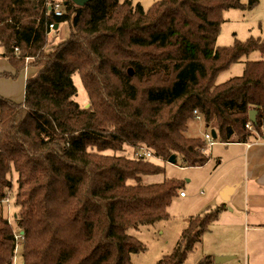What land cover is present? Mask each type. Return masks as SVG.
Returning <instances> with one entry per match:
<instances>
[{"label": "trees", "instance_id": "trees-1", "mask_svg": "<svg viewBox=\"0 0 264 264\" xmlns=\"http://www.w3.org/2000/svg\"><path fill=\"white\" fill-rule=\"evenodd\" d=\"M256 2L0 0V58L13 68L0 79L34 73L22 102L0 95V264H15L16 226L23 264H135L132 254L146 247L129 231L167 220L182 182H150L165 168L134 153L206 165L209 144L187 134L195 111L215 142L264 139V38L217 45L224 11ZM64 23L68 37L57 42ZM253 51L262 59L243 62ZM240 62L241 76L217 84ZM76 73L89 107L74 100ZM126 146L133 155L116 154ZM15 174L14 227L4 203ZM225 209L192 217L156 264H184Z\"/></svg>", "mask_w": 264, "mask_h": 264}, {"label": "rangeland", "instance_id": "rangeland-1", "mask_svg": "<svg viewBox=\"0 0 264 264\" xmlns=\"http://www.w3.org/2000/svg\"><path fill=\"white\" fill-rule=\"evenodd\" d=\"M159 0H134L141 3L145 8H149ZM241 3L249 5L251 1H257L256 5L247 9H229L224 11L225 22L221 27V32L217 38V45L220 47H230L236 42H244L249 38H264V0H240ZM57 5V4H56ZM59 5V4H58ZM63 11V7L58 8ZM58 29V28H57ZM69 34V25L64 23L55 32L56 41L65 40ZM0 48V52H1ZM262 59L259 51H253L249 56L243 57V62L257 61ZM3 63L5 59L0 58V71H4ZM244 63H235L230 68L222 72L217 78V84L226 82L232 77L241 76L244 72ZM26 72L22 71L16 80L7 81L0 79V95L22 102L26 84ZM34 73L30 71L27 76ZM73 81L77 87L74 100L82 107L89 105V97L82 83L79 74L73 75ZM206 130L203 120L194 119L189 125L188 135L205 139ZM228 144L215 143L210 147L211 160L202 167H181V162L172 164L168 161H155L165 168L164 174L156 175L150 182H160L166 179H178L182 182L178 195L168 209L169 218L157 222L151 226H142L138 230L131 229L129 232L137 237L145 245L146 250L138 254H132L131 259L135 264H156L163 256L173 252L182 232L189 225L190 219L202 214L207 208H214L222 203L227 204L219 219L213 223L206 232L196 248L189 254L184 264H199L205 258H210L212 262L220 257H233L222 264H257L264 260V233H257L251 230L244 222L243 211L244 200L240 199V192L236 193L232 199L224 201L219 190L226 172L230 168L228 161H223V153ZM126 152H116L117 155H130L132 146L125 147ZM107 153L114 152L109 151ZM133 155V153H132ZM221 157L222 163H219ZM241 164H236V173L240 174ZM16 174L14 175V188L10 192L9 199L5 201L7 215L13 223L14 216L18 212L15 206V194L17 190ZM183 191L186 197H181ZM236 201V202H235ZM235 209L231 211L230 205ZM17 227V226H16ZM15 227L17 251L15 264H23L22 241L18 228ZM256 236V237H255ZM249 258V259H248Z\"/></svg>", "mask_w": 264, "mask_h": 264}, {"label": "crops", "instance_id": "crops-1", "mask_svg": "<svg viewBox=\"0 0 264 264\" xmlns=\"http://www.w3.org/2000/svg\"><path fill=\"white\" fill-rule=\"evenodd\" d=\"M3 69L13 71L6 60L3 63ZM25 71H27L25 77L27 79L30 69L26 68ZM225 158L229 162L230 168L226 172L219 190L223 191L226 187H235L230 199L240 192V199H243L245 204L244 222L254 232L264 233V139L259 138L247 143H229L223 153V161ZM220 162L222 163L221 157H219ZM237 163L241 164L240 174L235 172ZM230 207L231 211L229 212H233L235 206L231 204ZM257 264H264V260L257 262Z\"/></svg>", "mask_w": 264, "mask_h": 264}, {"label": "water", "instance_id": "water-1", "mask_svg": "<svg viewBox=\"0 0 264 264\" xmlns=\"http://www.w3.org/2000/svg\"><path fill=\"white\" fill-rule=\"evenodd\" d=\"M76 5L78 6H85L88 2H90L91 0H72ZM58 26L55 27V29H57ZM89 107V105L87 106ZM256 115H257V111H251L250 112V121L252 123H256ZM211 135L213 137L214 140L217 139V133H216V130L215 129H211ZM169 163H172V164H176L177 163V160H176V157L175 156H171L168 160ZM235 190V187H226L225 189H223L222 193H221V196H222V199L224 201H228L230 200V196L231 194L233 193V191ZM233 257H230V256H225V257H220V258H217L215 260V263L216 264H222V263H226L228 262L229 260H232Z\"/></svg>", "mask_w": 264, "mask_h": 264}, {"label": "built area", "instance_id": "built-area-1", "mask_svg": "<svg viewBox=\"0 0 264 264\" xmlns=\"http://www.w3.org/2000/svg\"><path fill=\"white\" fill-rule=\"evenodd\" d=\"M59 7H60V5H58V4L55 5V10L57 11L58 15L61 14V12L58 10ZM194 119H197V120H201L202 119V116H201V114L198 111L194 112ZM249 128H250V126H249ZM205 140L209 144L210 147L214 144V141H215L213 139L212 135H211V132H208V133L205 134ZM134 155L136 157H142V158H146V159H150V160H153V159H155L157 161L160 160L159 158L154 157V155L150 151H147V150H141L139 152L134 153ZM180 195L182 197L185 196V194H183V193H180Z\"/></svg>", "mask_w": 264, "mask_h": 264}]
</instances>
